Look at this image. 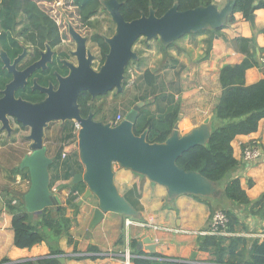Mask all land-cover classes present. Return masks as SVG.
Listing matches in <instances>:
<instances>
[{"label":"crops","instance_id":"0c3cea01","mask_svg":"<svg viewBox=\"0 0 264 264\" xmlns=\"http://www.w3.org/2000/svg\"><path fill=\"white\" fill-rule=\"evenodd\" d=\"M223 1L216 0L218 3ZM252 15L253 24L241 12H233L232 19H227L215 34L199 31L186 34L169 46H164L160 40L159 46H140L142 52L137 54L142 62L141 74L150 70L157 76L158 84L161 83L166 92L175 93V99L180 100L176 121L180 134L188 133L207 118L213 127L219 123L213 114L221 95L219 70L225 65L239 63L245 57L238 49L237 38L251 39L256 49L258 65L246 70L245 83L251 84L264 77V9H255ZM209 40L211 48L207 52ZM150 107L151 112L157 113L155 104ZM100 117L109 121L114 116H104L102 111ZM61 123L64 127L65 122ZM249 144L260 148L262 158L259 162L243 161L242 149ZM231 146L238 165L229 178L239 179L250 201L258 200L264 193V118L260 119L255 131L234 137ZM64 148L61 157L68 156L72 170L82 172L78 154H66L67 146ZM19 163L13 170L11 161L6 162L0 157V264H33L34 261L43 264V260L54 258L56 264H143L144 261L149 264H247L252 245L264 241V217L251 213L249 207L235 206L237 220L231 226L228 221L224 233L213 235L207 230L212 213L221 207L217 198L192 194L169 198L166 187L151 185L146 177L114 165V183L137 212L136 216L107 212L91 226L98 205L96 197L84 198V184L81 193L75 192L74 201L67 204L75 185L72 175L63 179L60 169L57 172L49 169L50 177L59 176L50 191L59 198L63 215L70 219L71 241L65 235L50 236V241H55L54 247L61 251L57 255L50 253L44 241L20 248L14 244L12 214L7 205L10 200L23 203V195L30 186L29 173L21 169ZM225 182L218 183L221 190ZM55 211L46 209L52 217L58 215ZM206 237H214V242H206ZM145 238L150 242H143ZM149 245L154 246L153 252L146 249ZM76 256L84 257L77 259Z\"/></svg>","mask_w":264,"mask_h":264},{"label":"water","instance_id":"95a60500","mask_svg":"<svg viewBox=\"0 0 264 264\" xmlns=\"http://www.w3.org/2000/svg\"><path fill=\"white\" fill-rule=\"evenodd\" d=\"M235 2L215 1L187 10H179L175 2L160 16L149 7L147 14L142 13L137 18L125 20L119 10L120 2L101 0L115 24L114 33L110 37H102L108 46L103 62L98 68L93 67L96 56L86 46V37L68 23V33L76 44L71 52L75 62L61 60L68 71L66 75L55 72V87L52 83L42 86L33 80V88L45 95L36 102L16 98L14 91L27 82L34 68L46 65L50 59V48L41 53L37 62L22 71H16L14 64L10 65L6 53L1 51L3 67L11 72L12 80L1 91L0 129L10 136L13 131L11 119L29 128L26 139L30 141V152L19 163L21 169L28 171L30 179V186L23 195L24 209L37 215L47 208L57 210L60 205L59 198L50 191L49 167L53 159L48 156L44 145V132L52 121H73L77 125L75 146L83 171L71 170L70 174L73 184L86 185L84 198L95 196L98 200L91 226L96 225L107 212L127 217L137 215L114 183V165L129 169L139 177H146L151 185L166 187L169 198L180 194L216 198L222 191L218 182L207 179L198 171H186L176 163L190 148L206 145L213 127L208 118L186 134H180L175 123L164 141L149 142L147 129L139 134L133 131L138 113L145 102L135 103L125 112L120 122L113 124L112 121L96 120L92 111L83 116L79 98L82 94L93 98L111 91H123L126 67L130 61L138 58L133 50V44L138 38H158L163 44H169L189 33L222 28L234 12ZM253 21L254 16L251 14L249 22L253 24ZM143 242L149 243L150 240L145 238ZM146 249L153 252L154 246H146ZM33 264L38 263L34 261Z\"/></svg>","mask_w":264,"mask_h":264},{"label":"trees","instance_id":"16d2710c","mask_svg":"<svg viewBox=\"0 0 264 264\" xmlns=\"http://www.w3.org/2000/svg\"><path fill=\"white\" fill-rule=\"evenodd\" d=\"M120 2L119 10L125 20H132L139 17L142 13L147 14L149 7H152L157 16L162 15L175 2L179 10H187L199 5H208L216 0H117ZM71 5L76 9L79 20H85L102 6L101 0H70ZM264 9V0H236L234 12H241L243 17L248 20L255 9ZM23 14L25 21V30L32 29L29 35L33 41L35 33H40L46 38H52L55 43L61 40L64 35L61 34L59 27L49 15L42 10L36 0H0V45L4 50L14 48V52L19 50L15 39H10L15 46H10L7 37L15 30L18 16ZM232 16L228 17L231 20ZM23 27V28H24ZM220 28L215 30H203L210 34H215ZM101 53V62L108 51V46L100 35H95ZM44 41V40H43ZM239 48L245 55L243 60L236 64H228L219 70V84L221 95L213 108V114L219 122L212 127L211 134L206 145H196L184 152L176 161L177 165L186 171L194 170L200 172L204 177L213 182L226 180L224 189L216 197L220 202L222 210L229 219V225L237 220L235 206L249 207L251 213L260 214L264 217V193L258 200L250 201L245 190L241 187L238 178H229L231 172L238 165L233 157L231 141L240 134H249L257 129L258 122L264 118V77L258 81L246 84L245 72L248 68L257 66L256 49L253 47L251 39L239 37ZM15 42V43H14ZM169 44H163L169 46ZM253 45V46H252ZM211 48L209 40L207 52ZM64 57V53H60ZM65 69H59L63 72ZM127 70V67H126ZM65 72V71H64ZM0 68V89L4 87L7 78ZM127 73V71H126ZM126 78L124 86L126 85ZM138 90L141 94L135 97L133 105L138 101L145 102L140 109L136 122L133 127L135 134L141 133L147 129V141L162 142L170 134L176 123L180 111V101L175 99V93L166 92L162 84L157 81V76L150 70H145L139 78ZM41 97L37 96L33 100ZM90 96L80 95V111L86 116L91 110L88 104ZM150 104L156 105L157 113L149 111L146 107ZM146 106V107H145ZM128 110V109H127ZM127 110H124L125 113ZM117 112L111 116H116ZM112 117V118H114ZM105 121V120H104ZM107 121V120H106ZM62 139L72 141L76 139L75 123L66 121L63 127ZM62 147L55 153L53 163L49 169H60L63 172V179L71 177L70 170L73 169L68 162L69 157H61ZM77 156V151L74 153ZM78 157V156H77ZM59 179L58 175H51L49 187ZM84 183H78L72 186L67 204L74 201L77 194L81 193ZM75 193V194H74ZM10 212L12 214V227L14 231V244L17 247H31L42 241L46 242L50 248L51 254H60L61 251L54 247L55 241H50L51 237L68 236L70 219L63 215V208L57 209V216L52 217L50 212L43 210L41 214H30L23 203L13 204L8 201ZM259 206L258 210L252 209ZM48 209V208H47ZM55 238L53 240H55ZM52 240V239H51ZM206 242H214V237H206ZM204 240V241H205ZM94 249V248H93ZM84 256H76L77 259ZM43 264H56V259H46ZM26 264V263H25ZM143 264H149L144 261ZM173 264H178L174 262ZM180 264V263H179ZM247 264H264V241L254 243L249 251Z\"/></svg>","mask_w":264,"mask_h":264},{"label":"rangeland","instance_id":"374dc122","mask_svg":"<svg viewBox=\"0 0 264 264\" xmlns=\"http://www.w3.org/2000/svg\"><path fill=\"white\" fill-rule=\"evenodd\" d=\"M36 2L39 7L55 21L62 35L67 34L68 23H70L82 36L87 38L86 46L96 55V59L92 65L94 68H98L100 65L98 61L99 49L97 48V41L93 38L95 35L110 37L115 31V24L111 20L104 5L101 4L102 6L87 19L79 20L77 16L78 13L75 11L76 9L73 5H71L70 0H36ZM24 26V17L23 14L20 13L17 19L16 32ZM140 46H159V39L147 40L142 36L133 44V50L138 54L142 52V47ZM74 48L75 44L69 35L63 38L61 46L55 47L58 51L63 50L65 52V59L72 62H75V57L71 55L70 51H73ZM138 54L137 56H139ZM140 64H142V62L138 57L136 60L130 61L127 65V73L125 74L127 83L121 93L111 91L104 96L96 97L90 102L91 111H93L95 119L103 120V118L100 117L102 111H104V116L107 115L111 118L115 109L117 114H122L124 110L133 106L135 97L141 94V91L138 90L139 86H137L139 84V78L142 75V67ZM129 81H133L131 86H128ZM150 106L151 104L145 107L151 111L152 108ZM104 120H106L105 117ZM10 124L13 128L10 136H7L6 131H0V157L6 162L10 160L13 170H16V166H18L20 159L30 151V141L26 139V136L29 134V128H20L12 119ZM62 126L63 124L60 121H52L45 129L44 144L48 147L47 154L50 157H53L60 147L65 149L64 146H67L66 154H74L77 151V148H74L75 139L72 141L71 139L66 140L61 138L63 134ZM75 132L77 133L76 124ZM217 209L222 210L221 207Z\"/></svg>","mask_w":264,"mask_h":264},{"label":"flooded vegetation","instance_id":"af4514ba","mask_svg":"<svg viewBox=\"0 0 264 264\" xmlns=\"http://www.w3.org/2000/svg\"><path fill=\"white\" fill-rule=\"evenodd\" d=\"M25 28L26 27L21 28L18 32H16V28H15V30H13V32H11V34L7 37V42H8V44H10V46H15V44H13L12 41H10V39L16 40V42L19 46L18 51L14 52L13 47H10V49L4 50L0 45V52L4 51L6 53L7 57L9 58L10 65L14 64V68L16 71H22V70L26 69L27 67L31 66L32 64H34L35 62H37L41 58V53L46 52L47 48H50V50H51L50 59L46 62V65L44 67L34 68L31 75L27 78V82L24 83L22 86L18 87L14 91V96L16 98H22L24 100L36 102V101H39L42 98H44L45 95L43 93H41L37 88H33V85H34L33 80L34 79L36 80V83L39 85L47 86L49 83H52L55 87L57 85L55 72L60 73L61 75H66V73L68 71L67 68L61 62V60L65 59V57L59 56L60 53H65V52L63 50L58 51L55 49L56 46H61V44L63 43L64 37L61 40L53 43L52 38L49 39V38H46L42 34L40 35V33H35L33 36L35 37L36 41H33L32 37L29 35V33H31L32 29H28L27 32L25 34H23V30H25ZM78 33H80V32H78ZM68 35L70 36V34L68 33V29H67V34H65L64 36L68 37ZM70 38L72 39L71 36H70ZM73 42L75 44L74 40H73ZM86 43H87V38H86ZM75 46H76V44H75ZM97 48L99 49L98 43H97ZM71 52L72 51H70V53ZM101 58H102V56H101L100 49H99V60L98 61L100 62V64L102 63ZM67 61H69V60H67ZM69 62H72V61H69ZM0 68H1V70H3L5 72V73H3V76H5L7 78V81L4 84V86H5L8 82H10L12 80V74L6 68L3 67L1 59H0ZM59 69H62V70L65 69L64 70L65 72L64 71L59 72ZM2 89H0V97L2 96V94H1ZM37 96H39L41 98H39L37 100H33ZM96 97H99V96H96ZM96 97H93V98L90 97L88 104L90 105V102L93 101ZM89 112H91V110ZM92 113H93V111H92ZM93 115H94V113H93ZM12 120L15 124L19 125L20 128H24L20 124L16 123L14 121V119H12ZM21 130H23V129H21Z\"/></svg>","mask_w":264,"mask_h":264},{"label":"built area","instance_id":"2783aa9c","mask_svg":"<svg viewBox=\"0 0 264 264\" xmlns=\"http://www.w3.org/2000/svg\"><path fill=\"white\" fill-rule=\"evenodd\" d=\"M132 84L133 81L131 82L129 81L128 86H131ZM122 119H123V115L117 114L113 119L109 121H112L113 124H117ZM64 155L65 154H63V156ZM261 158H262L261 150L258 146L254 144H249L242 149V159L245 162L256 163L259 162ZM11 203L16 204V201L11 200ZM228 221L229 219L223 210L221 209L215 210L211 215L207 233L213 235L224 233L227 230Z\"/></svg>","mask_w":264,"mask_h":264}]
</instances>
